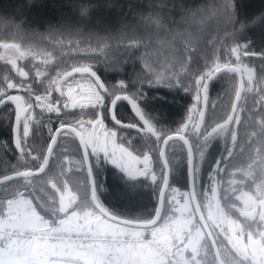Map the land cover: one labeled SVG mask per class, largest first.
<instances>
[{
	"label": "trees",
	"instance_id": "1",
	"mask_svg": "<svg viewBox=\"0 0 264 264\" xmlns=\"http://www.w3.org/2000/svg\"><path fill=\"white\" fill-rule=\"evenodd\" d=\"M106 4L113 5L110 9H94L91 11L92 21L99 20L100 23L95 25V30L103 34L88 33L82 34L77 30H68L79 23L78 16L73 12L74 4L72 0H38L37 4L29 5L27 0H23L24 7L6 9L7 16L17 23L23 19L25 22L21 24L23 32L19 36L11 37L9 43L17 50L12 49L15 53L17 63L24 67L25 71H30L29 80L33 91L31 98L32 103L36 104L35 96L38 94L42 98L48 97L50 100L59 99L58 92H46L49 84V78L55 76L58 68L55 60L50 63H44L45 56L38 53H32L30 50H38L43 47H51L46 40H42L40 35L43 34L50 25L64 24V28L59 31L52 30L56 33H63L65 36L79 34L81 47L97 45V37H114L120 33L127 32L129 35L135 33L143 35L147 30L141 21L148 17L155 18L147 11L149 7L164 3L165 0H105ZM218 2V0H209V3ZM5 4V0H0V6ZM208 5V0H168L164 6V11L172 17H178L182 10L189 8H197ZM235 13L238 21L248 24V27L235 34L237 43L247 44L248 51L254 53L245 58V66H242L244 82L252 79L251 87L258 91L259 85L255 80L264 76V0H234ZM259 18V19H257ZM253 21H255L253 23ZM121 24V28L119 25ZM6 30L0 27V34ZM112 32V33H110ZM215 27L209 28V33L214 35ZM47 35V34H43ZM113 48L115 45L113 44ZM0 49V55L3 53ZM140 48H115L109 53V65L106 66L103 57L92 56V60L99 61L93 65V70L105 85L117 84L124 81L126 88L123 94L131 96L132 93H138L143 98L139 101L142 112L151 118L153 125L157 129H166L170 135H175L176 130L183 126L189 114V110L194 103V96L191 92L185 91L184 84L175 87H166L163 85H149L143 80L144 69L140 61L137 59L142 54ZM58 55V53H57ZM192 63L190 68L194 71L204 70L205 58H211V49L205 44H201L199 50L192 52ZM76 57H70L74 59ZM80 59H87L81 56ZM223 60H227L228 56L224 55ZM234 60V57L232 58ZM223 62V61H221ZM11 65L0 62V82L10 69ZM37 67L42 73L36 76ZM247 69H251L252 77L250 78ZM15 76V71L12 72ZM35 77L32 82L31 78ZM17 79H20L17 77ZM237 82L234 74L228 73L216 78L208 87V106L205 121L201 134L205 129L211 130L214 121L222 118L224 111V102L227 92ZM238 84V83H237ZM13 95H21L22 93L13 89H9ZM116 95H121L117 92ZM114 100L113 96L105 97L104 104L101 107L105 119L106 126L118 133L117 142L127 148L134 155L140 157L145 154L150 155L153 162V170L157 174V181L154 183L149 178H129L117 167L113 166L101 156L90 155V162L96 186L97 201L112 215L121 219H127L136 223H147L152 220L159 194L164 180V167L159 156L157 140L151 134L141 131V127L133 117L128 106L119 103L115 109L116 119L126 125H131L136 130H120L115 128L109 120V106ZM213 102H216L215 106ZM62 106V105H61ZM241 106L244 107L243 112H237L240 122V131L238 134V143L236 146L235 159L232 161L233 168L221 172L216 177L217 186H219V194L222 198V208L225 213L231 216L235 221H239L243 217L238 209L235 208L233 202V189L244 191L246 194H255L260 188L264 190V159L258 154L256 140L248 135L249 114L252 113L255 104V97L249 96L247 103L241 100ZM259 105L257 104V108ZM33 112L32 109H29ZM33 115L36 116L30 125L29 135L25 140V147L34 155L45 156L53 131L61 124H68L73 120L80 118H95L97 115V107L90 106L83 109L76 108L64 110L59 113H50L40 106L35 107ZM15 113L11 106L5 105L0 108V178L5 175H12L14 168H28L36 170L40 168L41 162L30 161L28 164H19L20 150L15 147L13 141V123ZM198 115L194 114L193 123H196ZM257 119H259L257 117ZM237 126L233 125L235 129ZM192 133L195 129L190 126ZM192 143H198L195 135L189 134ZM203 137H201V140ZM228 137L213 136L210 137L204 147V156L198 161V171L194 172V184L201 209L205 214L204 202L211 193L213 184L210 185L209 176L218 161L227 155ZM243 150V154L241 151ZM170 169V185L169 189H176L179 192L180 200L188 197V170H187V153L182 142H171L168 145L167 156ZM31 185L26 180H18L12 183L0 186V202L6 199L14 198L19 193H24L28 197H32L37 210L50 223L57 222V217L63 214L56 213L53 207L52 197L57 193L51 187V183H57V186H63L65 183L69 190H65L64 196L71 202V208L74 206L76 210L91 204L90 187L88 177L80 148L74 135L69 136L62 134L59 136L56 147L53 151L48 169L38 178H32ZM33 187L35 194H33ZM73 190L77 196L74 199ZM43 190V191H41ZM238 191V192H239ZM170 191H168L169 193ZM179 200V202H180ZM44 201V203H43ZM190 205V202L188 200ZM58 204V198H57ZM49 207H45L47 206ZM176 204L167 201L163 209V217L173 215ZM71 214V213H70ZM78 214H83L78 213ZM101 219L103 217L99 216ZM192 218L196 225L197 220L192 212ZM213 236L215 238L219 254L227 252V241L221 235L215 232L214 228L206 218ZM121 231L118 233H126L136 231L128 227L115 225ZM71 227V226H66ZM93 231V230H92ZM94 232V231H93ZM96 233V232H94ZM206 238V237H205ZM206 250H211V245L206 238ZM213 252V251H212ZM206 259L211 262L212 255H208Z\"/></svg>",
	"mask_w": 264,
	"mask_h": 264
},
{
	"label": "snow or ice",
	"instance_id": "2",
	"mask_svg": "<svg viewBox=\"0 0 264 264\" xmlns=\"http://www.w3.org/2000/svg\"><path fill=\"white\" fill-rule=\"evenodd\" d=\"M86 9L84 12L86 13ZM259 19V18H257ZM255 21H253L254 23ZM142 25L147 29L143 35L131 34L127 32L120 33L114 37H97V45L81 47L79 34L75 36H65L63 33H56L52 30L47 35H40L42 40H46L51 46L39 48L38 50H30L32 53H38L45 56L44 63H50L55 60L56 71L55 76L49 78L48 88L46 92L49 94L53 91L59 93V99L50 100L47 96L42 98L40 95L35 96L36 104L32 103L33 91L30 83H25L29 80L30 71H25L24 67L17 63V59H10L5 55L2 59L5 64L11 65L3 81L0 82V103H11L15 106L16 122L19 129V134L16 139L17 148L20 150L19 164L26 165L30 161L41 162L40 168L36 170L16 167L12 175H5L0 178V184L15 177H23L30 185V177L34 175V171H42L44 165L47 164L48 155L51 154V147L48 149V155H34L25 147V140L29 135L30 125L36 120L33 115L34 109L40 106L50 113H59L67 109H83L86 106L97 107V115L95 118H80L73 120L68 124H61L53 131L52 144H55L56 136L66 134L69 136L75 135L79 138L83 150L87 154H103L110 160L111 163L124 170L129 177L135 178L142 176L149 178L152 182L157 181V174L153 170V162L150 155L135 156L125 147L121 146L118 140V133L109 129L105 124V117L101 111L105 97L113 96L115 100H128L132 111L143 122L141 131L151 134L157 140L159 156L164 159L165 168L168 167L169 161L166 158L169 142H183L187 151V163L193 172L198 171V161L203 159L204 145L213 136H227L228 147L227 155L215 165L213 172L209 176L210 187L217 183L216 177L221 172L234 167L232 161L235 159V149L238 143V134L240 131V122L237 117V112H243L245 109L241 106L240 101H245L249 96L255 97L256 107L249 114L250 124L248 125V135L253 137L257 142L258 154L264 159V76L255 80L259 85L258 91L254 90L250 85L252 79L248 82L240 81L227 92V97L224 102V111L222 118L214 121V126L211 131L205 129L204 134H201V128L205 120V108L207 106L209 96V82L220 72L228 71L231 73H240L243 75L242 66L245 65V58L249 55H254L248 51L247 44L237 43L235 34L244 31L248 24L238 21L235 13L234 0H218L207 5L193 16L191 22L186 29L177 33H165L160 24V17L156 16L145 18L141 21ZM215 25L216 32L214 35L209 33V28ZM0 27H3L11 37L19 36L23 30L21 24L9 18L7 15H0ZM205 44L211 49V58H205L204 70L194 71L190 68L192 63L191 53L199 50L201 44ZM140 48L142 54L137 57L143 66V80L149 85H163L166 87H175L184 84L185 91L191 92L194 96V103L189 110L186 122L182 127L176 130L175 135H170L166 129H157L151 118L147 117L142 112L139 101L143 98L138 93H132L131 96L123 94L126 88L124 81H119L117 84L105 85L93 70V65L99 61L92 60L91 57H103L106 66L109 65V53L113 48ZM15 45L0 46V49L11 51ZM58 53V55H57ZM224 55L228 56L227 60H223ZM84 56L87 59H80ZM70 57H76L69 59ZM234 57V60L232 59ZM223 61V62H221ZM16 75L13 76L12 72ZM248 75L251 78V69H247ZM42 73L37 67L36 76ZM19 77L20 79H17ZM32 82L35 77L31 78ZM65 87L67 92H65ZM79 88L80 91H76ZM9 89L21 92V95H13ZM120 92L121 95H116ZM66 97V99H65ZM77 97L81 101H77ZM43 101V102H42ZM203 104L204 108H201ZM216 102H213L215 106ZM257 104L259 107L257 108ZM62 105V106H61ZM32 109L33 112H30ZM194 114L199 116V122L193 123ZM257 117L259 119H257ZM195 129L192 133L189 125ZM233 125L237 127L234 129ZM131 126V125H129ZM189 134L195 135L194 140L198 143L190 142ZM201 137L203 139L201 140ZM243 154V150L241 151ZM167 184L166 179L163 181ZM52 189L58 195L53 196V207L56 213L63 214L57 217V222L50 223L44 226L49 232H58L61 230V225H66L70 222V213H83L85 216H102L105 220L114 221L118 217L110 214L99 202L95 191L92 193V204L76 210L74 206L69 208L67 212L63 209L62 202L65 199V190L69 187L65 183L63 186H57V183H51ZM43 191V190H41ZM74 199L77 196L74 191ZM168 191L177 192L176 189L162 190L160 195V205L164 206L167 201ZM33 194L35 188L33 187ZM25 205L32 209V216L37 221L42 223L46 220L37 210V205L34 204L32 197L26 196L24 193H19L14 198L6 199L0 202V254L4 259V264H9L11 257H15V264H39L33 259H25V252L21 251L22 244L30 245L35 240L41 239L33 234L28 238L20 235V232L25 230L24 225L18 222L16 209ZM160 213V208L156 210V215ZM125 220L127 219H121ZM163 217L160 218V223ZM60 221H64L60 224ZM158 221V220H157ZM160 223L156 222L153 229L158 228ZM242 230L245 233V239H251L253 244H245V251L240 253L233 251L227 245V252L216 257L211 250L192 249L190 252L185 249L177 248L175 251H167L161 254L160 259L152 262V264H264V255H257L256 249H264V211L258 213V218L253 217L240 219ZM144 235L141 237L136 233V239L127 241H112L107 236L101 238L98 234H86L87 243L73 244L71 248L84 257V260L73 259L71 257L62 261H50L49 264H87L88 258H91V264H140V261L134 259L129 248L152 245L153 239L149 236V230H144ZM155 233H152L154 236ZM188 254L187 256L185 254ZM213 256V260L209 262L206 257Z\"/></svg>",
	"mask_w": 264,
	"mask_h": 264
},
{
	"label": "rangeland",
	"instance_id": "3",
	"mask_svg": "<svg viewBox=\"0 0 264 264\" xmlns=\"http://www.w3.org/2000/svg\"><path fill=\"white\" fill-rule=\"evenodd\" d=\"M5 55H8L10 57V59H16L14 52L3 51V53L0 55V62L1 61L4 62V60L2 58ZM247 73H248V71H247ZM76 91H80V89L76 88ZM65 92H67L66 87H65ZM65 99H66V97H65ZM76 99L78 102L81 101L80 97H77ZM86 107H90V106H86ZM67 110H71V109H67ZM190 126H191V124L189 125V127ZM92 155L93 156L95 155L98 157L101 156L104 160H106L107 162H109L113 166L117 167L116 165L111 163L110 160L106 159L102 153L99 155H97V154H92ZM117 168L119 170H121L122 172H124L127 177H129L124 170H122L119 167H117ZM129 178H132V177H129ZM135 178H143V177L137 176ZM212 186H213L212 191L210 194H208V197L206 198V200L204 202L206 218L209 220V222L212 225V227L214 228L215 232H217L218 235H221L223 238H225V240L227 241V244L229 245V247L233 251H238L240 253H243L246 250L245 244L247 243V244L251 245L254 242H252L250 238L246 240L245 239V233L242 230L240 222L235 221L234 219L231 218V216H229L227 213H225L223 211V208L221 205L222 198L220 197V194H219V186H217L216 184H213ZM179 195L180 194L178 191L175 193L170 191L168 193L169 202H172L174 204L179 203V206L174 211L175 215L173 214V216H175V218L178 222L177 231L181 232V234H182V237H180L178 240V248L185 249L186 251H189V252L192 249H203V250L207 251L206 250L207 246L205 243L206 238L204 236L202 228L199 225L195 224L193 218L191 219V221L193 222L192 223L187 218V216H185L183 205L186 206V208L190 212V215L192 216V210H191L190 205L188 203V198H187V196H185L184 200L181 201L180 200L181 198L179 197ZM241 195H244V196H240V199L242 197H245L244 199H242V202L244 204V208L242 207L243 210L250 203L249 201L260 200L264 204V190H260V188L255 192V196L253 195V197L256 199L251 198L250 196H247L244 191H241ZM257 198H259V199H257ZM179 200H180V202H179ZM43 203H44V201H43ZM45 207H48V205ZM235 208L240 210V207H235ZM19 210H21V209H19ZM48 210H51V209H49V207H48ZM16 211H17V209H16ZM97 217H99V216H97ZM190 223H191V225H189ZM2 227L3 226L0 225V229ZM143 252H141L138 256L143 257V255H145V259H144L146 261L145 264H148L149 260H151V259H149L150 255L147 254V252H145L144 250H143ZM256 254L257 255H264V249H256ZM185 255L187 256L188 254L186 253Z\"/></svg>",
	"mask_w": 264,
	"mask_h": 264
},
{
	"label": "water",
	"instance_id": "4",
	"mask_svg": "<svg viewBox=\"0 0 264 264\" xmlns=\"http://www.w3.org/2000/svg\"><path fill=\"white\" fill-rule=\"evenodd\" d=\"M12 49L17 50L16 47H13ZM1 50H4V49H1ZM228 73H231V72H228V71L225 70V71H222V72L218 73L209 82V85L216 78H218V77H220V76H222L224 74H228ZM232 74H234L236 76L238 85H239V83H240L241 80L244 81V77H243V75L241 76L240 73H237V74L232 73ZM119 103H123V104H125V105L128 106V108L131 111L133 117L138 122L139 126L142 128L143 127V122L132 111L131 105H130L129 101L128 100H124V99L115 100V102L113 100L111 102V104L109 106V120H110L111 124L115 128L120 129V130H136V128H134L132 126H129V125H126V124H123V123L119 122L116 119L115 109H116V106ZM240 103H241V101H240ZM5 105L11 106L13 108V110H14V113H15L14 123H13V141H14L15 147H17L16 139H17L18 134H19V129H18V125H17V122H16L15 106L13 104H11V103H7L6 102V103H0V108H2ZM207 106H208V103H207ZM207 106L204 109L205 110V116H206ZM200 107L201 108H204L203 104H201ZM199 119L200 118L198 116L196 123L199 122ZM202 128H203V126H202ZM202 128H201V130H202ZM209 131H211V130H209ZM59 136L60 135L56 136L55 144H52L51 142L49 144V147H51L52 151H51V154L48 155V149H49V147H48L47 152H46V155H48L47 164L44 165L43 170L42 171H34V175L32 177H30V179L41 177L46 172V170L48 169V166H49V163H50V160H51L53 151H54V149L56 147V144H57V141H58ZM75 138H76L77 143H78V146L80 148V152H81V156H82V161H83L84 166H85V169H86V173H87V177H88V183H89V187H90V199H91V204H92V193H93V191H95V193H96V186H95V180H94V176H93V172H92V166H91V162H90V155L87 154V156H86V154H85V152L83 150V146L79 142V138L76 137V136H75ZM52 139H53V137H52ZM52 139H51V141H52ZM169 143H171V142H169ZM185 148H186V146H185ZM186 153H187V151H186ZM160 158H161V162H162L163 167H164V180L166 179V181H167V184L166 185L163 182L161 191L162 190H166L167 191L168 188H169V185H170V169H169V166L167 168H165V166H164V159L165 158H162V157H160ZM187 170H188V197H189V201H190V205H191L193 214H194V216H195V218L197 220L198 225L202 228L203 233H204L205 237L207 238L209 244L211 245V248H212L213 253H215V256L216 257H220V254H219V251H218V247H217L215 238L213 236V233L211 231V228H210V226H209V224H208V222H207V220H206V218L204 216V213H203V211L201 209L199 200L197 198V194H196V190H195V184H194V172L190 169V166H189L188 163H187ZM18 180H25V179L23 177H15L14 179L8 180L5 183L0 184V186H3V185L8 184V183L15 182V181H18ZM161 191H160V194H159V198H158V202H157V207H156V210L158 208H160V213H158L156 215V210H155V214H154V216H153V218H152L151 221H149L147 223H136V222H132V221L120 220L118 218L115 219L114 221H110V220H106V221H108V222H110L112 224H115V225H119V226H122V227H128V228H132V229H149V228H152L153 225L156 224V222L159 223L160 222L159 221L160 218L163 217V209H164V206H161L160 205V195H161ZM57 198H58V195H57ZM62 207H63L64 212H67L68 209L71 208V202L66 197H65L64 201L62 202Z\"/></svg>",
	"mask_w": 264,
	"mask_h": 264
},
{
	"label": "crops",
	"instance_id": "5",
	"mask_svg": "<svg viewBox=\"0 0 264 264\" xmlns=\"http://www.w3.org/2000/svg\"><path fill=\"white\" fill-rule=\"evenodd\" d=\"M178 206H179V203H176V207L174 208V211ZM183 207H184L185 216H187V218L191 221L192 216L190 215V212L188 211V209L186 208L185 205H183ZM19 209H21V210H19ZM174 213L175 212H173V214ZM15 214L17 216L18 222L20 224L24 225L25 230L26 229H44V228H46L43 223H41L40 221H37L35 219V217L32 216V209L28 206H25V205L19 206L17 208V211ZM173 217L175 220L174 233L178 236V238H180V237H182V234H181V232L177 231L178 222H177L175 216H173ZM69 219H70V222L66 225H61V227L62 226H71V227L78 228V229H80V228L81 229L82 228L91 229L96 233L121 231L114 224H112V223H110L104 219H100L96 215L85 216L84 214L71 213V214H69ZM189 225H191V223ZM162 236L165 239V241L168 242L169 236L167 235V233H162ZM20 247H21V251L25 252V259L36 260L39 262V264H49L48 259L51 255H69V256H73L75 258H79L82 260L85 259L84 257L80 256L79 253L75 252L71 247H58V248L57 247L56 248L41 247L39 244H36V243H32L30 245L22 244ZM128 252L131 253V255L134 259L140 261V264L146 263V261L144 260L145 255H143V257L138 256L143 251L140 252L137 249H132L131 251H128ZM15 261H16V258L11 257L9 260V264H15ZM0 264H4V259H3L2 254H0ZM87 264H91V258H88Z\"/></svg>",
	"mask_w": 264,
	"mask_h": 264
},
{
	"label": "clouds",
	"instance_id": "6",
	"mask_svg": "<svg viewBox=\"0 0 264 264\" xmlns=\"http://www.w3.org/2000/svg\"><path fill=\"white\" fill-rule=\"evenodd\" d=\"M27 3L29 5L37 4L38 0H27ZM72 3L74 4L72 10L78 16L79 23L68 30H77L82 34H103L95 30V25H98L100 21L97 20L95 21V24L93 23L91 11L98 8H102L105 10L110 9L113 5L106 4L105 0H72ZM167 3L168 0H165L164 3L153 5L151 7L146 5L147 11L150 15L160 17V24L158 25V27H162L165 33H177L183 29H186L193 16L204 8V6H201L197 8L185 9L182 10L181 14L178 17L174 18L164 11V6ZM208 5H210L209 0ZM10 6L13 8H20L24 7L25 5L23 4V0H5V4L3 6H0V15H7L6 9ZM85 9L87 10L86 13L84 12ZM24 22L25 21L23 19L20 20V24H23ZM212 27H215V25H213ZM62 28H64V24L50 25L43 34H48L50 30L59 31ZM119 28H121V24L119 25ZM10 40L12 39L10 38L7 30L4 33L0 34V46L13 45L14 43H9ZM61 211H63V209H61ZM42 223L47 225L49 222L47 220H43L42 218ZM59 223L63 224L64 221H60Z\"/></svg>",
	"mask_w": 264,
	"mask_h": 264
},
{
	"label": "built area",
	"instance_id": "7",
	"mask_svg": "<svg viewBox=\"0 0 264 264\" xmlns=\"http://www.w3.org/2000/svg\"><path fill=\"white\" fill-rule=\"evenodd\" d=\"M149 230V236L153 239L152 245L148 247L144 246H137L133 247L136 249H146V251L151 256V262L149 264H152V262L157 261L160 259V256L162 253L167 251H175L178 248L177 243V236L174 235V220L171 217H167L164 220L161 221L158 228H150ZM155 233L154 236H152V233ZM168 233L169 235V241L168 243H165L163 240V237L161 233ZM136 233H139L141 237L145 234L144 230H137L127 233H110L106 232L103 234H98L101 238L107 236L109 240L112 241H127V240H134L136 239ZM35 234L36 236L40 237L41 239L35 240L33 243H37L42 247H51V248H58V247H71L73 244H79V243H87L88 240L86 238V234H94L90 230H69V229H61L58 232H40L37 230L29 229L24 230L20 232V235L24 238H28ZM133 248L127 249V251H130ZM73 258L77 259L75 257L69 256V255H52L49 258L50 261H62L67 258Z\"/></svg>",
	"mask_w": 264,
	"mask_h": 264
},
{
	"label": "flooded vegetation",
	"instance_id": "8",
	"mask_svg": "<svg viewBox=\"0 0 264 264\" xmlns=\"http://www.w3.org/2000/svg\"><path fill=\"white\" fill-rule=\"evenodd\" d=\"M238 191H239L238 189L234 188L233 189V193H232V195H233L232 196L233 197L232 199H233V202L235 204V207H240V210L239 211H241L240 212L241 215L243 217H246L249 220L252 219L253 217H257L258 218V213L264 211V204L260 200L249 201L250 203L243 210L244 204L242 202V199H244L245 197H242L240 199V196H244V195H241V191H239V192ZM246 195L247 196H250L251 198H254L253 195L255 196V194H246ZM259 198H257V199H259ZM254 199H256V198H254Z\"/></svg>",
	"mask_w": 264,
	"mask_h": 264
},
{
	"label": "bare ground",
	"instance_id": "9",
	"mask_svg": "<svg viewBox=\"0 0 264 264\" xmlns=\"http://www.w3.org/2000/svg\"><path fill=\"white\" fill-rule=\"evenodd\" d=\"M188 200H189V198H188Z\"/></svg>",
	"mask_w": 264,
	"mask_h": 264
}]
</instances>
